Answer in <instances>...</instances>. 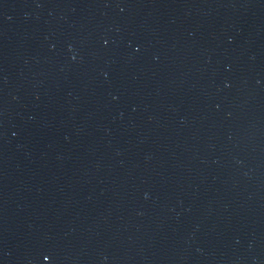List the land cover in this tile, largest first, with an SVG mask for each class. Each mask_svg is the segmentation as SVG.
I'll return each mask as SVG.
<instances>
[{
	"label": "water",
	"instance_id": "1",
	"mask_svg": "<svg viewBox=\"0 0 264 264\" xmlns=\"http://www.w3.org/2000/svg\"><path fill=\"white\" fill-rule=\"evenodd\" d=\"M0 264H264V0H0Z\"/></svg>",
	"mask_w": 264,
	"mask_h": 264
}]
</instances>
